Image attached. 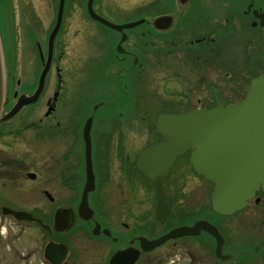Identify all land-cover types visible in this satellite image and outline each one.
Masks as SVG:
<instances>
[{
    "label": "flooded vegetation",
    "instance_id": "1",
    "mask_svg": "<svg viewBox=\"0 0 264 264\" xmlns=\"http://www.w3.org/2000/svg\"><path fill=\"white\" fill-rule=\"evenodd\" d=\"M74 1L65 0L63 23L55 39L53 64L57 42L62 29L65 27L66 18L75 11ZM197 1L189 0L182 5L179 0H176L177 9L174 12L159 14L174 18V24L167 30L159 31L154 26L148 25L146 30L136 32L134 37L132 35L134 30L128 32V40L123 45L124 53L118 52L116 47L122 34L105 27L118 36L116 44L109 45L111 60L123 64L120 65L116 76L125 81L126 76L135 68L131 65L125 66V63L130 60L135 61L136 56L138 61H143L145 53H149L150 57H153L156 52L170 57L169 59L172 61L175 60L178 63L183 61V68H185L184 61H186L187 67L189 65L191 70H195L201 65L206 69L205 61H212L211 66L210 64L207 65V70L212 69L214 71L213 61H220L222 55L228 54L224 48L226 45L222 44L223 41H228L234 61L247 62V69L250 70L248 73L251 78L262 73L264 71V0H204L211 1L217 7L222 4L221 7L228 10L222 19L217 14L210 17L209 14L196 13L195 8H191L195 7ZM58 5L59 0H57L53 27L57 18ZM10 14L11 12L8 13V17ZM6 15L5 11H0V32L3 45L6 34L3 30L6 24ZM180 18L186 22L188 32H184L185 39L183 38L180 44L175 43L177 44L173 48L175 50H172L169 48L173 45L174 40L172 32ZM52 29H49L46 41L42 42L44 45L39 41L36 42L39 72L34 78L35 85H26L21 92L15 91L13 93L14 103L19 94H32L35 91L47 55L48 39ZM145 39H148V42L144 43ZM131 40L136 41L139 45L137 50L126 47ZM165 50L172 51L165 52ZM62 60L63 56L60 55L57 58L53 89L46 88L48 74L45 88L38 101L35 104L24 106L14 118L31 108L37 111L40 109L39 115H36L37 112L29 114V122L18 127H10L14 118L0 124V264H110L112 256L117 252H127L125 255H120L118 264H253V262L264 264V241L252 244L250 249L247 248V244L251 243H245L243 248L241 245L237 248V242L228 240L221 224L217 223L216 220L214 224L225 238L222 255L226 256V259L218 256L216 241L206 233L171 240L150 251L142 248L140 238L153 240L166 234L174 227L192 224L195 221L189 220L193 212L186 209L180 210L179 213H172L168 200L170 193L168 188L178 193L179 187H182V179L176 178L173 185H171L170 180L175 176L182 177L187 164L180 163L178 170H176L177 163L181 160V157L177 158L169 175L163 180L170 211L168 217L172 213L178 219L184 218L187 221H178V224L168 226L164 232L156 235L155 232L159 228L157 225L165 226L168 221L167 217L164 224L159 223L157 205L153 220L148 219L133 223L131 219H124L123 209L117 208L115 211L111 205L112 202H109L107 197L115 196V190L120 187L119 182L122 181L123 170L119 171L117 164L123 163V158L132 165L137 177L144 178V175L138 172L135 166L137 155L130 161L126 159V156L123 157V153L106 155L107 147L111 149V144L108 145L106 134H100L98 128L95 127L96 114L102 108L101 104L103 103L101 102L97 107L95 114L93 113L95 106L89 111L91 62L84 66L85 79H82L86 86L84 95L82 80L74 89L75 93L70 95L71 91L65 89L67 74L64 75L63 69L59 66ZM199 62L201 65L198 64ZM252 62L255 66L251 65ZM6 84L7 87L10 85L7 68ZM17 85H21L20 80H18ZM47 89L48 93L50 91L53 93L46 98L44 93L47 92ZM67 97L71 100L70 115L68 121H61L57 119L58 106ZM14 103L5 107L2 115L7 113ZM108 106L115 108L117 105L110 101ZM77 114L85 116L83 123L77 122L76 124ZM90 117L94 118L90 136L96 188L91 193L89 200L93 217L82 220L77 218L78 193L81 195L83 192L87 177L84 127ZM71 133L77 134V136L72 138ZM28 134L30 137H27ZM66 136H68L66 139H62ZM94 137H96V146L94 145ZM161 139H165V137L154 141ZM78 142H81L82 149L79 148L78 150ZM117 145L116 143V147ZM122 148L123 145L119 144V151ZM100 163L104 166L105 171ZM99 170L104 175V179ZM117 174L119 175L116 177L114 185L101 186L99 184L100 181L106 183L108 179L112 181L111 177L115 178ZM128 174L131 175L130 172ZM131 178L129 177V179ZM149 183L155 188L152 182L149 181ZM139 188L141 187L135 185L128 187V189L135 191L134 194L138 192ZM261 195L264 196L263 193ZM259 203L260 201L256 204ZM262 203L264 204V202ZM60 209L71 211V226L65 231L55 229V217ZM221 218L223 217L219 219ZM98 225L100 226L99 232L94 234ZM235 226L237 225L235 224ZM81 231L85 232L87 238L85 244H77L76 242L78 237L83 236ZM202 236L206 240L201 239ZM53 243L61 244L67 248V255L63 261H61V252L59 251L61 249ZM51 245L54 247H50Z\"/></svg>",
    "mask_w": 264,
    "mask_h": 264
},
{
    "label": "rangeland",
    "instance_id": "2",
    "mask_svg": "<svg viewBox=\"0 0 264 264\" xmlns=\"http://www.w3.org/2000/svg\"><path fill=\"white\" fill-rule=\"evenodd\" d=\"M74 2L75 11L72 15L67 16L65 27L57 42L55 62L50 70L46 88L53 89L57 58L60 55L63 56V60L60 61L59 66L63 69L64 75L67 74L65 89L71 91L70 95L75 93L74 89L78 83L85 79L84 66L91 62L89 111L96 104L105 103L96 114L95 127L98 128L100 134H106L108 145L111 144V149L107 147L106 155L123 153V157L126 156L128 161L136 157L148 143L159 138L156 120L160 113H183L192 108H206L216 103L224 104L232 100H240L244 96L248 88L247 78H251L248 73L250 70L247 69L246 61L233 60L228 41L222 42L224 46L226 45L224 48L228 54L222 55L220 61H213L214 71L207 70V65L211 66L212 61H205L206 69L199 62L198 64L201 66L191 70L189 65L187 67L186 61H184L185 68H183V61L178 63L175 60H170V57L156 52L153 57H150L149 53H145L143 61H139V65L132 69L133 71L126 76L125 81L118 78L116 72L123 64L111 60V48H109L110 44H116L118 36L90 19L86 13L87 0H75ZM56 4L57 0H4L3 11L7 14L3 29L6 32L4 53L8 80L10 81V85L6 86L7 105L5 103V107L14 103L13 93L15 91L21 92L24 86L35 85L34 78L39 72L36 42L46 41L49 29H52L55 21ZM194 6L191 9L195 8L196 13L202 12L209 14L210 17L217 14L222 19L228 13V10L221 7L222 4L217 7L211 1L198 0ZM95 8L113 22L126 23L142 17L151 20L156 15L174 12L177 6L176 0H97ZM175 27L172 32L174 34L173 45L169 47L172 50H175L173 49L177 45L175 43L180 44L183 38L185 39L184 32H188L186 22L181 18L178 19ZM146 29L145 26L138 27L131 33L134 37L136 32ZM42 44L44 45V43ZM126 47L137 50L139 45L136 41L131 40ZM170 51L165 50V52ZM131 64L130 60L124 65L130 66ZM251 65L255 66L254 62ZM18 80L21 81L20 86L17 85ZM82 82L84 95L86 86L84 80ZM52 93L53 91L48 93L47 89L44 96L47 98ZM110 101L118 107L108 106ZM70 106L71 100L68 97L64 98L58 106L57 119L68 121ZM39 110H33V108L26 110L22 115L12 120L10 127L27 124L29 122L28 115L33 112H37V115ZM83 116V114L76 115V124L77 122L83 123L85 118ZM71 136L75 138L77 134L71 133ZM27 137H30V134ZM78 143L80 145H78V150L82 149L81 142ZM96 144V137H94V145L96 146ZM119 144L123 145L120 151ZM124 159L123 163L117 164L119 171L123 170L122 181L119 182L120 187L115 190V196L107 197V200L112 202L111 205L115 211L117 208H122L125 214L124 219H131L133 223L153 220L156 209L155 189L143 177H137L132 165ZM180 159L176 170L180 163L187 165L182 177L175 176L170 180L173 185L176 178L182 179V187H179L178 193L168 188L170 191L168 200L172 213H179L180 210L186 209L193 212L192 215L202 214L203 217H208L212 221L216 220L221 224L228 240L237 242V248L240 245L243 248L245 243H251L247 244V248L250 249L252 244L264 241V204L262 203L264 196H259V204L252 200L246 208L234 214L233 217L219 219L211 209L213 185L196 175L191 165L187 163V154ZM101 166L104 170V166L102 164ZM99 172L101 171L99 170ZM118 175L115 178L111 177L112 181L108 179L106 183L99 182L98 178L97 180L101 186L114 185ZM101 176L104 179L102 172ZM129 177L132 178L129 179ZM128 180L130 181L126 182ZM133 185L141 187L136 194H134V190L128 189ZM79 197L80 193H78V200ZM172 213L165 226H158L157 223L159 228L155 232L156 235L164 232L168 226L178 224V221H187L184 218L178 219ZM235 224L237 226L234 227ZM81 233L83 236L77 238V244L87 242L85 232L81 231ZM200 238L206 240L203 236Z\"/></svg>",
    "mask_w": 264,
    "mask_h": 264
},
{
    "label": "water",
    "instance_id": "3",
    "mask_svg": "<svg viewBox=\"0 0 264 264\" xmlns=\"http://www.w3.org/2000/svg\"><path fill=\"white\" fill-rule=\"evenodd\" d=\"M94 1H87L89 16L114 30L122 32L117 49L124 52L123 42L127 39L124 32L145 22L139 19L124 24L113 23L100 16L94 10ZM189 0H179L184 5ZM65 0H60L57 21L49 37L48 59L40 75L39 83L32 96L21 94L14 107L2 116L5 97L4 53L0 38V124L14 117L25 105L35 103L45 84L50 70L54 40L62 24ZM174 24L172 16H159L153 21L154 27L169 29ZM137 59L134 61L136 64ZM98 105L95 106L97 109ZM93 117L87 119L84 127L85 154L87 160V181L79 203V216L82 219L92 218L89 206V193L95 189V175L92 166V144L90 131ZM158 132L167 139L152 143L141 150L136 159V168L155 183L158 198V218L164 222L168 214L162 179L167 177L176 158L191 152L190 162L195 172L207 181L214 183L211 198L212 209L223 216H230L247 205L259 190L264 191V73L251 81L250 89L241 102L229 103L207 110H192L183 114H161L158 117ZM259 199H257L258 201ZM55 229L65 231L71 226V212L61 209L56 213ZM42 224V222H40ZM100 227L94 231L98 234ZM203 231L209 233L217 243L216 252L222 255L224 237L218 228L207 220H198L193 225H183L171 230L166 235L149 241L141 238L143 249L149 251L170 239L183 236H196ZM61 250V261L67 249L56 245ZM54 247V246H51ZM118 252L110 264H118Z\"/></svg>",
    "mask_w": 264,
    "mask_h": 264
},
{
    "label": "trees",
    "instance_id": "4",
    "mask_svg": "<svg viewBox=\"0 0 264 264\" xmlns=\"http://www.w3.org/2000/svg\"><path fill=\"white\" fill-rule=\"evenodd\" d=\"M2 4H4V2H2ZM148 42L147 40H144V43ZM146 48H149V46H146Z\"/></svg>",
    "mask_w": 264,
    "mask_h": 264
}]
</instances>
